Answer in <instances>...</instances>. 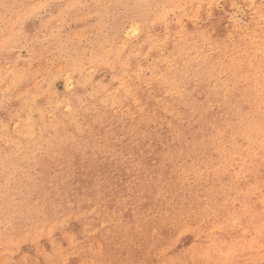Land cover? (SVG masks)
Segmentation results:
<instances>
[{"label":"rangeland","instance_id":"374dc122","mask_svg":"<svg viewBox=\"0 0 264 264\" xmlns=\"http://www.w3.org/2000/svg\"><path fill=\"white\" fill-rule=\"evenodd\" d=\"M0 264H264V0H0Z\"/></svg>","mask_w":264,"mask_h":264}]
</instances>
